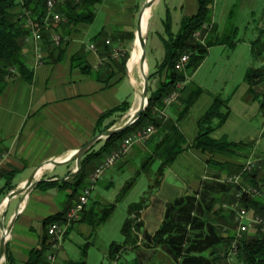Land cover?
<instances>
[{"label":"crops","instance_id":"1","mask_svg":"<svg viewBox=\"0 0 264 264\" xmlns=\"http://www.w3.org/2000/svg\"><path fill=\"white\" fill-rule=\"evenodd\" d=\"M145 1L98 0L94 6V19L91 23H81L74 29L59 27L58 32L63 36L64 55L58 62H43L37 66L34 44L28 43L25 46L27 64L34 71L32 82L28 83L16 78L0 95V241L2 227L6 228L9 225L14 213L19 209V214L7 236L6 254L2 264H25L29 260V252L33 249H41L43 246L46 233L45 219L66 209L69 211L78 202L76 198L72 200L59 198L61 201H58V189L43 191L38 184L25 200L13 198L7 208L1 209L2 201L7 195L4 189L9 186L13 189L22 187L38 168L36 178L41 181H66L73 184L79 171L73 174L77 164L70 158L87 141L100 134L95 130L100 115L126 102L129 106L127 111L117 112L103 123V127L109 125L111 127L108 128L115 129L124 124L121 122L123 118L138 108L137 87L131 82L129 71L126 68L122 71L120 64L128 53L131 43H133L132 50L135 49L137 24L133 26L135 17L132 13L135 12L134 9L139 2L143 4ZM156 3H159L163 9V16L158 17L155 30L158 36L164 33L163 20L167 13L171 17L172 32L177 34L185 18L195 15L198 11V0H158L153 6ZM211 22L213 29L209 36L212 39L225 34H234L236 45L233 48L225 45L211 47L202 65L187 77L183 87L185 90L180 92L178 100L163 111L167 119L177 120L183 107L182 99L186 97L190 84L194 83L204 90L188 113L177 123L187 143L184 151L165 170L158 188L148 194L147 204L136 220L139 224L138 229L133 231L136 243L122 249L118 260H109L111 264H124L125 260L121 261L124 256L129 258L126 260L127 264H153L154 260L157 261L155 258H159L161 254L172 259L167 249L155 246L152 238L165 220L168 206L184 196H196L199 205L192 215L204 223L200 229H190V238L195 239L196 235L206 234L208 225L221 228L231 223L230 211L236 200L232 190L221 186L225 183L224 179L235 172V165H245L248 160H252L261 166L264 162V113L261 124L255 127H250L249 121L244 117L245 108L257 101L249 92V85L243 80L242 86L237 88L241 89L240 99L243 105L237 102L243 108L242 118L239 121L240 124L249 126L243 132L238 130L235 121L232 120L234 97L223 98L222 86L227 85L228 81L220 80V89L214 91L204 87L197 78L211 52L216 51L214 49H219L214 53L224 57L227 62L222 65L221 74L215 75V78L216 76L221 78L225 73L227 77L242 76L250 68L264 66V53L255 58L252 52V44L258 39L261 40L260 48L264 52V0H214ZM245 33L248 35L245 36ZM117 51L123 56L114 57ZM44 54L46 60L48 53L44 51ZM164 55L165 51L154 66V70H150L147 62V70L150 73L157 70L156 67L163 60ZM73 58L78 60L73 63ZM82 62L89 66V74L82 72L79 65ZM157 78L159 82H163L164 74ZM255 90L263 91L260 86ZM216 96L229 100L231 111L226 124L213 133V138L226 136L231 142L250 144L249 148L228 155H210L190 147L199 133L197 121ZM156 134L155 130L145 143H134L122 160L104 173L93 190L100 182L104 184L105 180H108L105 177L107 172L111 173L112 180L108 184L105 183V187L113 186L114 172L120 165H125L129 158L151 155L161 139ZM103 141L105 139L97 142L92 148L97 151L103 145ZM106 157L103 155L86 166L83 190L89 186L93 170ZM209 159H213L216 164H227L231 167L208 164ZM51 161L61 164L54 166ZM132 180L131 178L130 181ZM83 190L79 193L82 194ZM90 198L87 208L85 206L83 211L86 221L77 222L81 223V226L87 225L84 228L87 237H92L95 233L88 222L95 215ZM12 203L14 207L10 213L8 209ZM97 204L103 206L101 202ZM132 217L135 218V215L133 214ZM73 228L74 223L68 232L70 233ZM220 233L223 236L229 234L223 230ZM49 241L50 238H47L46 242ZM189 245L187 243L186 247ZM211 250L208 249L202 255L208 256ZM52 252L51 249L47 258ZM70 261L72 260L66 261L65 264Z\"/></svg>","mask_w":264,"mask_h":264},{"label":"trees","instance_id":"2","mask_svg":"<svg viewBox=\"0 0 264 264\" xmlns=\"http://www.w3.org/2000/svg\"><path fill=\"white\" fill-rule=\"evenodd\" d=\"M48 0H0V95L5 91L12 80L20 78L25 82L31 83L34 76V71L30 68L26 61L24 48L28 44L27 39L30 37L31 29L27 27V21H35L42 29L43 50L48 53L47 59L44 62L54 63L63 58L64 50L62 46H56L51 42V32L49 28H45L43 23L44 18L48 13ZM56 6L53 12H57L66 18L65 22L55 26L49 20L51 30L57 31L58 28L74 29L81 23H91L94 19V6L98 0H56ZM214 0H198V11L195 15L185 18L181 25V29L177 34L172 32V21L169 13L163 20L164 33L160 35L163 44L165 55L163 60L157 65L154 72L149 73V81L155 77L164 74V81L159 82L155 90L150 91L148 106L140 118L126 130L114 134L105 141L100 149L95 151L93 148L85 155L82 160V167L75 176V182L69 184L66 181L46 182L41 181L38 187L47 191L50 189H58L59 191H70L68 193L69 200L75 199L78 201L80 190L83 188V182L86 177L85 168L92 161L99 159L103 155H110L117 151L123 140L131 136L137 129H146L153 126L157 131V136H160V141L156 144L154 152L148 158L149 163L159 161V169L156 171L155 186H150L151 190L157 189L162 181L165 170L173 164L177 157L184 151V146L187 143L184 134L178 128V121L182 119L188 110L199 99L204 90L196 84H190L187 89V95L182 99L183 107L179 113L177 120H170L160 115V111L165 110L164 100L177 89V84L185 83L187 77H190L204 62L208 51L215 45H225L233 48L236 45L234 34H225L222 37L211 38L212 33L211 8ZM206 26L203 29V26ZM201 31L202 39L195 38V33ZM134 36H131L133 40ZM261 40L258 39L252 44V52L255 58H258L263 50L260 48ZM108 46L106 45V48ZM189 55V61L185 69L177 70L176 64L184 55ZM129 58V53H126L120 68L125 71L126 63ZM73 58V63L76 62ZM84 74H89V66L85 63H79ZM244 81L249 85V92L260 103V107L264 110V93L255 90L256 87L261 88L264 83V66L260 68H250L246 71ZM185 88L181 90L183 92ZM263 90V89H262ZM128 104H123L110 109L100 115L96 123V133H101L110 127H103L106 119L116 114L117 112H125L128 109ZM230 115L229 100L222 99L219 96L214 97L213 103L206 110L203 116L197 121L199 133L190 147L195 148L201 153L210 155H228L242 149H247L250 144L243 142H231L226 136L213 138V133L221 128ZM100 142V141H99ZM98 142V143H99ZM208 164L231 167L227 164H219L209 159ZM263 164V163H262ZM235 172L239 173L243 165H235ZM262 166V165H261ZM258 166L257 168H261ZM257 170V169H256ZM257 173L254 171L244 174L246 182H251L254 186H259L256 182ZM264 179V178H263ZM264 182V180H263ZM133 181L128 183L132 186ZM223 188L232 190L234 193L237 187L229 184H222ZM262 187V186H261ZM123 190V194L126 190ZM8 194L13 190L11 186L4 189ZM233 193V194H234ZM261 197H243L241 204L253 212L261 215L264 219V191L261 192ZM149 194V193H147ZM235 195V194H234ZM147 204V197H143L140 202L133 203L128 208V218L125 220L122 227L124 240L122 243L113 242L110 245L108 252L109 260H118V255L121 250L127 245L136 243L133 237V231L138 229L136 223L140 211ZM199 202L196 196L188 195L177 199L167 208L166 217L162 225L153 236L155 246L164 247L168 253L176 261L182 264H220L224 258L229 255L231 246L236 239V233L230 232L227 236H223L218 226H207L206 234L196 235L195 239L190 238V229H200L204 223L192 215L196 211ZM115 209L114 204L104 206L105 213L97 221L93 219L88 222L93 228V232L104 224L110 217L111 212ZM68 209L63 212L49 216L45 219L44 225L46 233L44 243L41 249H33L29 252V260L25 264H51L47 258L48 252L51 250V240L47 243L48 227L53 223L65 224L67 221ZM233 215V211H230ZM81 215V218L75 222H83L86 219ZM135 215V218L132 215ZM68 228L66 235H68ZM190 245L186 247V244ZM87 247L82 251V261H70L68 264H86L85 257ZM208 249H212L208 256L202 255ZM238 264H264V231L257 230L254 234L248 235L244 233L240 236L237 242V252L235 255ZM8 261V259H7Z\"/></svg>","mask_w":264,"mask_h":264},{"label":"rangeland","instance_id":"3","mask_svg":"<svg viewBox=\"0 0 264 264\" xmlns=\"http://www.w3.org/2000/svg\"><path fill=\"white\" fill-rule=\"evenodd\" d=\"M156 2H158V0H156ZM144 3L141 4V2H139L136 9H134L135 12L132 13L133 16L135 17L134 22H133V26H135L137 24L138 15L140 14V10L142 9ZM151 9H152L151 10V16H150L149 23H148V24H150L148 26L149 36H148V40H147V50H146L145 56H146V61L148 62L150 70H154V66L160 61L162 54L164 52L162 41H161L160 37L155 33L158 17L163 16V13H162L163 9H162V6L159 5V3L158 4L156 3V5L151 7ZM246 35H248V34L245 33V36ZM240 36H242V34H240ZM195 38H197V36H195ZM199 38L201 39V41L203 40L201 33H200ZM63 45H64V42L62 43V46ZM42 49H43V42H42ZM132 49H133V43H131L130 49L128 51L129 58H130ZM214 50H216V51L211 52V54L209 55V57L206 60V63L203 65V67H201V69L197 75V78L199 79V82H201V84L204 87L209 88V89L214 90V91H218L220 89V86H221L219 84L220 80L225 79L226 81H228L227 85L222 86L223 91H224L223 92V98L234 97L235 104L233 105V118H232V120L235 121L234 124L237 126L238 130H241L244 132L249 128V126L247 125L248 126V128H247V126H244V124H242V123L240 124V121H239L242 118L243 108L240 107V105L237 103V102H239L242 105V103H241L242 100L240 99V97H241V91L240 90L241 89H237V88L242 86L245 74L242 76L241 75H234V76H228L227 77V75L225 73V75H223L221 78L217 77L219 74H221L222 65L226 64L227 62L224 60V57H220L218 55V53H214V52H217V50H219V49H214ZM34 53H35V51H34ZM262 53H264V52H262ZM129 58H128V60H129ZM128 60H127V62H128ZM253 61H254V59H253ZM126 65H127V63H126ZM149 73L150 72L148 71L147 74L149 75ZM215 75H217L216 78L214 77ZM136 77H137V75H136ZM137 78L141 82V79L139 77H137ZM158 82H159V80L157 77L153 78L148 83L149 88L151 90H155L157 85H158ZM124 86H123V88H124ZM140 86H141V88L143 87L142 84ZM261 88L263 89V91H261V93H264V83L261 86ZM235 89H237V92L234 93ZM149 95H150V91H148V97H149ZM237 98H239V99H237ZM245 109L246 110H245L244 117L249 121L248 123H250V127H255V126L261 124V121L263 119L264 110L261 109L260 103L258 101H255L252 106H248ZM230 111H231V108H230ZM131 114H132V112H130L129 116H126L125 118H123L121 120V122L125 124L127 122V120L130 118ZM192 117H193V114H192ZM188 121H190L189 118H188ZM109 129H113V128H109ZM143 130L144 129H137L135 132H141ZM134 133H132V134H134ZM147 141H148V139H146L145 141H139L137 143H145ZM149 157H150V155L145 154L142 156L138 155V156L134 157L133 159H132V157L129 158L127 160V163L125 164L126 166L123 164V165H120V167L118 169H116L117 173L114 172V175H113L114 184H113V186L108 187V188L105 187V183L108 184L112 179L110 178L111 173L110 172L106 173L107 175H105V177L108 180L107 181L105 180L104 184H101V182H100V184L96 186L95 190L92 189L90 199H92V207H93L92 210L95 214V215H93L94 221H97L99 218H101L103 216V214L105 213L104 206H107L109 204L115 205V209L111 212L109 220H107L104 224H102L95 231V233L92 235V237H87L85 235L84 228L87 227V225L81 226L82 225L81 223H77V222L74 223V228L70 231L68 237H67V235H66L67 238L64 236L63 239H65V238L66 239L63 240L61 247H60V250H58V251L55 250V253H56L55 264H65L66 261H69V260L76 261V262L82 261L83 260L82 251H83V249H85V247H87L86 248L87 257L84 260L86 262V264H111L108 257H107V254L109 252L110 245L113 242L119 243L120 241L122 242L124 240V237L122 234V227H123L125 220L128 218L129 206L133 203L140 202V200L143 197L148 196L147 193L150 194V192L153 191L149 188V185L155 186V181H156V174L155 173H156L157 169H159L158 168L159 163H158V161H154V162L149 163V161H148ZM248 161H252V160H248ZM252 162H254V161H252ZM254 164H255L254 169L248 173H251V172L254 173V171L257 173L256 182L259 183V186H262L261 188L264 191V182H263V180H264L263 179L264 178V162L262 164L263 169L257 168L258 165L256 164V162H254ZM242 172H243V169L239 173L232 172L226 178L234 176V175H239ZM244 174H247V173H244ZM244 174L242 176V179H243L242 184L254 186V185H252L251 182H248V181L246 182V180L244 179ZM131 178L133 179L132 180L133 184H132V186H129L127 181H130ZM99 181H100V179L95 184H97ZM95 184H93V185L95 186ZM229 185H232L233 187H237V185H235V184H229ZM89 186H92V185H90V183H89ZM126 188H128V189L126 190V193L123 194V190ZM81 190H83V189L81 188ZM67 192H70V191L69 190L68 191H58L57 192L58 201H61L59 198H64L65 200H68ZM101 197L104 200H102ZM16 198H18L16 200H20L21 196H18ZM235 200H236L235 202L238 203L236 197H235ZM97 202H101L103 204V206H99L97 204ZM88 204H89V202H88ZM88 204H87V206H88ZM238 205L242 206L241 202L238 203L237 206ZM87 206H86V208H87ZM232 206H234V205H232ZM13 207H14V204L12 203L8 209V211L10 213L13 210ZM1 209H4V207H1ZM231 211H233V210L231 209ZM249 211H251V210H249ZM255 215L261 216L257 213ZM233 217H234V214L232 215V222L230 220L231 223H228V224L221 227V230L224 231V229H225L224 232H227V234L228 233L230 234L231 231L236 233V228H235V225L233 224ZM257 230L258 229H251L250 231H248L246 233L248 235H252ZM155 259L157 260V261L154 260V263L156 262L155 264H182L180 261H176L173 258L171 259V257L164 255V254H161L159 258L157 257ZM126 260H129L128 256H124L121 261L122 262L124 261L123 263L127 264ZM129 264H131V263H129ZM220 264H238V263H237L235 256L230 257L227 255V258H224Z\"/></svg>","mask_w":264,"mask_h":264},{"label":"built area","instance_id":"4","mask_svg":"<svg viewBox=\"0 0 264 264\" xmlns=\"http://www.w3.org/2000/svg\"><path fill=\"white\" fill-rule=\"evenodd\" d=\"M57 1L56 0H48L47 1V9L48 13L46 17L43 20V23L45 24V28H49L51 32V42L56 46H62L63 43V36L60 32L51 30V26L49 23V20H51L52 24L55 26L61 24L62 22L66 21V18L62 16L61 14L57 12H53ZM27 27L31 29L30 37L27 39L28 43L34 44V57H35V64L37 66L41 65L44 62L45 54L44 50L42 49V42H43V36H42V29L41 27L33 20L27 21ZM206 26H203V29ZM201 31L196 32L195 36H197V39L200 37ZM200 39V38H199ZM203 41V40H202ZM109 43V42H107ZM92 48L94 46H91ZM123 56L120 51L115 52L114 57H120ZM189 61V55L184 54L180 60L176 64L177 70L185 69L186 64ZM185 83H179L177 85V89L172 92L169 96L166 97L164 100L165 103V109L169 107L171 104L176 102L180 96V92L182 88L184 87ZM165 111V110H163ZM163 111H160L161 117L165 114ZM155 132V128L153 126H149L146 129L144 128L141 132H135L131 136H128L125 138L120 146V148L113 152L112 154L108 155L98 167L93 170V173L90 176V185L89 187V198L92 192V189L94 188V185L99 179L102 178L104 173L112 168L119 160H121L129 151L131 146L139 141H145L148 139L153 133ZM0 165H1V159H0ZM255 167L254 162L248 161L245 163V166L243 167V172L239 175H234L231 177H228L224 180L227 184H235L237 185V190L234 193L235 197L237 198L238 203H240L245 196L249 197H261L262 196V188L261 186H251V185H243V179L242 176L244 173H248L252 171ZM236 203L234 206H232L233 210V224L236 228V239L234 240L229 255L230 257L235 256L237 252V242L240 236L251 229H259L261 231H264V219L261 216H257L253 214L251 211H249L244 206H237ZM81 218V195L78 199V202L68 211L67 214V221L65 224H59V223H53L48 227V235L51 240V249L53 252L48 256V260L51 264H54V261L56 260V253L55 250H59L61 243L63 242V238L68 230V228L71 226L72 222H75ZM225 231V229H224Z\"/></svg>","mask_w":264,"mask_h":264},{"label":"water","instance_id":"5","mask_svg":"<svg viewBox=\"0 0 264 264\" xmlns=\"http://www.w3.org/2000/svg\"><path fill=\"white\" fill-rule=\"evenodd\" d=\"M155 2H156V0H146L145 1L142 9L140 10V14L138 16L137 29H136V33H135V38L137 37L140 41V44H141V54H140V58H139L138 63H139L140 70L143 73V87H142V90L140 93L139 106L135 110V112H132L130 118L127 120V122L123 126L118 127V128L116 127L115 129H107V130L101 132L100 134L95 135L94 137H92L89 141H87L80 149H78L73 154V156L70 158V160L75 161L77 164V169L73 174L77 173L81 169L82 158L86 154L89 153V151L92 149V147L97 142H99L102 139H107L108 137H110L114 134L120 133L123 130H126L128 127L133 125L140 118V116L142 115V113H144L145 109L148 106L149 78H148L147 72H145L144 69H145V66L147 65L145 55H146V50H147V40H148L149 32L147 30L145 32V35L142 34V19H143V15L145 13V10L148 8H151ZM130 58H131V55H130ZM128 65H129V60H128L127 65H126V70L129 71ZM50 163L53 164L54 166H58L61 164L60 162H56V161H51ZM38 171H39V168L37 170H35L30 175V177L28 178V180L26 181V183L22 187L13 189L4 197L2 204L4 201H6V203H7L6 208L8 207L9 202L13 198L21 196L22 200H25L28 197V195L31 193V191L41 181L40 179L36 178ZM18 214H19V209H17L16 212L14 213V216L12 217L9 225L6 228L2 227V237H1V241H0V264H2L4 259H5L7 236L9 235V233L13 227V224L15 222V218L17 217Z\"/></svg>","mask_w":264,"mask_h":264},{"label":"bare ground","instance_id":"6","mask_svg":"<svg viewBox=\"0 0 264 264\" xmlns=\"http://www.w3.org/2000/svg\"><path fill=\"white\" fill-rule=\"evenodd\" d=\"M151 8H148L145 10V13L143 15V19H142V34L145 35V32L148 30V26H149V19L151 16ZM140 54H141V44L139 39L137 38L136 40V45H135V49L132 50V54H131V58L129 59V75H130V79L131 82L137 87V99H138V103L140 102V93H141V84L143 86V73L140 70L139 67V58H140ZM148 67L147 65L145 66V72H148ZM139 77L141 79V82L138 80ZM141 88V89H140ZM137 109V108H136ZM135 109V110H136ZM135 110L133 112H135ZM88 199H89V187H86L82 194H81V215L85 209V206L88 203ZM7 203L6 201L3 202L2 207H6Z\"/></svg>","mask_w":264,"mask_h":264}]
</instances>
